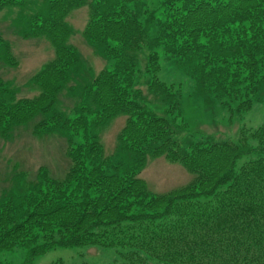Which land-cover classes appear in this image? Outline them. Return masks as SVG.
Here are the masks:
<instances>
[{
	"label": "trees",
	"instance_id": "1",
	"mask_svg": "<svg viewBox=\"0 0 264 264\" xmlns=\"http://www.w3.org/2000/svg\"><path fill=\"white\" fill-rule=\"evenodd\" d=\"M30 1L0 0V13ZM43 1L19 35L46 40L55 58L20 87L0 75V139L29 128L60 136L70 165L62 176L41 166L0 179V253L23 250L21 264H34L56 248L102 247L114 250L111 264H264V125L239 127L237 141L196 137L182 87L160 77L162 57L223 111L226 129L264 107V0ZM86 5L84 42L106 63L93 76L68 22ZM15 45L0 29L6 71L19 67ZM23 89L39 95L20 99ZM122 116L107 156L102 134ZM159 157L191 181L150 191L139 176Z\"/></svg>",
	"mask_w": 264,
	"mask_h": 264
},
{
	"label": "rangeland",
	"instance_id": "2",
	"mask_svg": "<svg viewBox=\"0 0 264 264\" xmlns=\"http://www.w3.org/2000/svg\"><path fill=\"white\" fill-rule=\"evenodd\" d=\"M91 2L92 0H88ZM46 4L43 0H31L25 6H12L0 13V29L4 37L15 42L13 53L19 61L17 69L5 70L0 66V75L5 79H14L15 86H23L35 75L43 65L55 58V51L44 40L23 41L19 32L24 19L39 13L44 15ZM89 17V5L74 10L68 18L73 30L71 44L75 46L85 62L93 67L90 76L99 73L106 64L102 58L94 54L83 40V30ZM28 19V20H29ZM23 31V29H22ZM21 31V32H22ZM162 72L160 77L169 84L181 86L182 115L196 137L213 135L216 139L237 141L239 127L256 128L264 125V107L257 105L245 118L236 123L231 129H226L225 114L220 109H207L200 99L192 93L191 81L180 72H173L171 62L161 57ZM0 76V77H1ZM148 79L147 76L143 82ZM145 92L146 87H142ZM38 92L22 90L18 98H34ZM72 105L71 100H64ZM127 117L122 116L112 121L102 134V143L107 156L116 149L117 137L126 124ZM33 130L19 129L12 141L5 143L0 139V179L9 170L19 169L30 173L34 177L41 166H47L54 176H62L69 168L67 158V144L60 136L35 137ZM193 177L179 164L166 161L164 157L149 159L147 167L142 171L139 179L153 193L164 194L188 184ZM3 182L0 180V186ZM115 258L114 250L102 247L56 248L35 259L34 264H111ZM25 259V251L0 253V264H21Z\"/></svg>",
	"mask_w": 264,
	"mask_h": 264
}]
</instances>
